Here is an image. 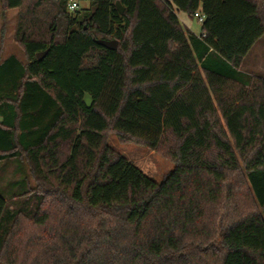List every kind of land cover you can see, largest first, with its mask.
I'll return each mask as SVG.
<instances>
[{"label":"trees","instance_id":"trees-1","mask_svg":"<svg viewBox=\"0 0 264 264\" xmlns=\"http://www.w3.org/2000/svg\"><path fill=\"white\" fill-rule=\"evenodd\" d=\"M70 2L1 0L26 61L0 62V163L35 186L0 192V264H264V77L242 69L264 0ZM110 130L174 170L150 178Z\"/></svg>","mask_w":264,"mask_h":264},{"label":"rangeland","instance_id":"rangeland-1","mask_svg":"<svg viewBox=\"0 0 264 264\" xmlns=\"http://www.w3.org/2000/svg\"><path fill=\"white\" fill-rule=\"evenodd\" d=\"M80 3L81 7H88L90 0H72ZM1 10V7H0ZM182 22L196 34H201L202 24L195 18L184 12H178ZM14 54L26 61L24 53L13 50ZM244 71L253 75L264 77V36L256 43L252 51L247 55ZM108 144L115 151L125 155L131 162L138 166L147 176L157 182H161L175 168V161L162 151L152 150L136 141L122 139L116 131L107 133ZM28 166L23 161L9 160L0 163V192L6 198L27 190V183L32 187L34 181L30 178ZM22 228L30 229L29 223H22Z\"/></svg>","mask_w":264,"mask_h":264},{"label":"crops","instance_id":"crops-1","mask_svg":"<svg viewBox=\"0 0 264 264\" xmlns=\"http://www.w3.org/2000/svg\"><path fill=\"white\" fill-rule=\"evenodd\" d=\"M0 7H1V10H0V51H1V59H0V62H2L5 59H7L8 57H10L11 55L17 56L16 54H14L12 52L13 50H17V51L21 52L22 49L15 42V33H16V26H17V20H18V12H19L18 9L9 10L6 13V20H4L1 0H0ZM178 16H179V14H178ZM4 23H6V25H7V30H6V35H5L4 40H2V33H1V31H2V27H3ZM201 31H202V28H201ZM17 57L19 59H21L19 56H17ZM22 61H24V60H22ZM0 120H1V117H0Z\"/></svg>","mask_w":264,"mask_h":264},{"label":"water","instance_id":"water-1","mask_svg":"<svg viewBox=\"0 0 264 264\" xmlns=\"http://www.w3.org/2000/svg\"><path fill=\"white\" fill-rule=\"evenodd\" d=\"M116 6H117L120 13L124 12L125 8L120 1L116 2ZM107 46H109L110 48H115L117 46V42H115V41L114 42H107ZM86 103L88 106H91L92 98L90 96L86 97Z\"/></svg>","mask_w":264,"mask_h":264},{"label":"built area","instance_id":"built-area-1","mask_svg":"<svg viewBox=\"0 0 264 264\" xmlns=\"http://www.w3.org/2000/svg\"><path fill=\"white\" fill-rule=\"evenodd\" d=\"M77 7H78L77 1L70 2V4H69V10L70 11H74ZM195 18H197L202 23L205 20L206 15L203 12L198 11L195 14Z\"/></svg>","mask_w":264,"mask_h":264}]
</instances>
